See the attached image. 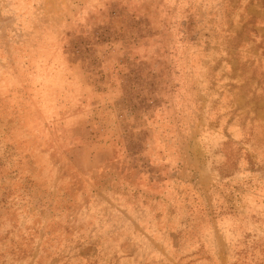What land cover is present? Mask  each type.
I'll use <instances>...</instances> for the list:
<instances>
[{
	"label": "rangeland",
	"instance_id": "1",
	"mask_svg": "<svg viewBox=\"0 0 264 264\" xmlns=\"http://www.w3.org/2000/svg\"><path fill=\"white\" fill-rule=\"evenodd\" d=\"M0 264H264V0H0Z\"/></svg>",
	"mask_w": 264,
	"mask_h": 264
}]
</instances>
